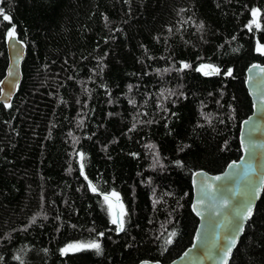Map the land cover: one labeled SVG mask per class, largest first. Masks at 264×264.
<instances>
[{"label":"trees","instance_id":"1","mask_svg":"<svg viewBox=\"0 0 264 264\" xmlns=\"http://www.w3.org/2000/svg\"><path fill=\"white\" fill-rule=\"evenodd\" d=\"M253 9L260 28L249 30ZM0 10L10 16L0 81L8 30L26 48L19 88L0 105V264L173 261L197 225L190 176L240 157L264 0H0ZM113 191L122 232L103 201ZM262 192L228 264H264ZM92 241L101 253H62Z\"/></svg>","mask_w":264,"mask_h":264},{"label":"water","instance_id":"2","mask_svg":"<svg viewBox=\"0 0 264 264\" xmlns=\"http://www.w3.org/2000/svg\"><path fill=\"white\" fill-rule=\"evenodd\" d=\"M5 49L7 67L0 81V105L12 103L23 77L21 67L26 54V48L18 36L14 39L7 38ZM261 69H264V65L256 61L244 71V88L248 92L252 109L239 124L237 142L240 146V157L229 162L220 173L209 174L199 169L190 176L192 200L189 208L197 220V225L187 249L166 264H224V252L229 247V241L235 239L227 257V264L231 261L239 238L243 236L244 227L250 221L263 193L264 72ZM216 176L223 179L216 181L213 179ZM225 201L227 207H224ZM194 205H198L199 215L194 210ZM249 206L252 213L244 219ZM137 264L165 263L142 260Z\"/></svg>","mask_w":264,"mask_h":264},{"label":"snow or ice","instance_id":"3","mask_svg":"<svg viewBox=\"0 0 264 264\" xmlns=\"http://www.w3.org/2000/svg\"><path fill=\"white\" fill-rule=\"evenodd\" d=\"M0 16H2L4 21L10 22V16L4 14L2 10H0ZM252 17H253V21L251 24L248 25L249 30L252 29L253 25H255L257 29H259L260 28V24L258 23L259 10L253 9L252 10ZM200 27L202 28L203 24H201ZM15 36H16L15 27H13L10 30H8L7 37L10 39H14ZM257 51L260 54L264 55V47L258 45ZM184 67L187 68L188 65L185 64ZM197 71L202 72L206 76L219 74V72H220V70L218 68H216L212 65H201L197 69ZM261 71L264 72V69H261ZM226 74L228 76H231L232 75L231 69H229ZM6 106H10V105H6ZM245 123H247V122H245ZM154 147H155L154 145H149V148H154ZM84 159H85L84 154L80 153V160H81L80 170H81L82 175L84 173V163H83ZM157 161H158V155H157ZM230 167H235V165H230ZM213 179L216 181H219V180L223 179V177L216 176V177H213ZM89 188L94 193L97 191V188L94 185H92L91 183L89 184ZM209 188H211V185H209ZM103 201H104L105 205L107 206L108 213H109V216L111 218V223L116 226V230L118 232L124 231V217L127 215V213L125 211L123 203L121 202V198H120L119 194L117 192L113 191L110 194L104 195ZM227 206H228L227 201H225L224 207H227ZM194 210H197L198 215L200 214L198 211V205H194ZM246 213L247 214L244 216V219H247L252 213V208L250 206L247 207ZM100 235L102 236L103 233H101ZM175 235H176L175 232L170 233V236H172V237H174ZM197 239H199V234H197ZM166 243L171 244L172 240L169 238L166 241ZM234 244H235V239H232L231 241H229V247L224 252V257H225L224 264H227V257L231 252V246H233ZM84 249H94L97 253L102 252L101 244L98 242L92 241V242H89L86 244L85 243L69 244L67 247L62 249V253L66 254L70 251L78 252V251H81ZM185 255H187V253Z\"/></svg>","mask_w":264,"mask_h":264},{"label":"rangeland","instance_id":"4","mask_svg":"<svg viewBox=\"0 0 264 264\" xmlns=\"http://www.w3.org/2000/svg\"><path fill=\"white\" fill-rule=\"evenodd\" d=\"M111 192H109V194H110ZM70 252H72V251H70Z\"/></svg>","mask_w":264,"mask_h":264}]
</instances>
